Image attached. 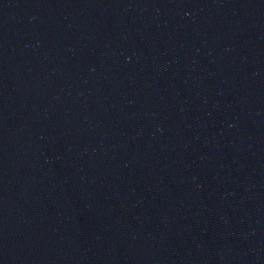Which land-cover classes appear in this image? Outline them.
<instances>
[{"label":"water","instance_id":"1","mask_svg":"<svg viewBox=\"0 0 264 264\" xmlns=\"http://www.w3.org/2000/svg\"><path fill=\"white\" fill-rule=\"evenodd\" d=\"M0 264H264V0H0Z\"/></svg>","mask_w":264,"mask_h":264}]
</instances>
